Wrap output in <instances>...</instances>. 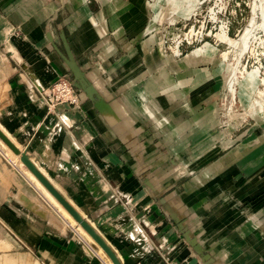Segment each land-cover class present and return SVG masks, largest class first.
Here are the masks:
<instances>
[{"label": "crops", "instance_id": "crops-1", "mask_svg": "<svg viewBox=\"0 0 264 264\" xmlns=\"http://www.w3.org/2000/svg\"><path fill=\"white\" fill-rule=\"evenodd\" d=\"M105 1L112 0H0V132L119 264H204L145 185L144 173L197 238L205 264H264V127L255 118L232 128L220 120L223 87L203 55L163 61L173 51L159 47L155 23L166 17L161 0L116 1V19L107 16ZM60 31L95 87L111 96L120 119L115 129L87 99L51 108L44 103L39 87L67 72L52 45L62 51ZM136 34L142 35L138 51L149 50L148 56L135 58L130 49ZM237 93L235 110L246 103ZM122 123L140 142V160L118 134ZM156 126L176 131L161 135ZM174 137L186 151L165 148L164 140ZM5 153L0 145V264H111L44 202L26 170L7 163ZM188 159L187 168L179 164ZM185 169L197 175L184 180Z\"/></svg>", "mask_w": 264, "mask_h": 264}, {"label": "rangeland", "instance_id": "rangeland-1", "mask_svg": "<svg viewBox=\"0 0 264 264\" xmlns=\"http://www.w3.org/2000/svg\"><path fill=\"white\" fill-rule=\"evenodd\" d=\"M116 1L117 3L122 2L121 0H112L111 2L105 1L104 3L102 2L106 9L105 11L107 12V16H114L115 19L119 18L117 17L115 9L117 7ZM160 6L163 15L169 16L171 14L172 17H170L169 19H171L172 22L171 26H169V24L164 19H159L158 21H156L155 27H158L161 30L169 29L170 27H172V29H175L178 32L175 37L166 40L159 45L164 53L173 51L172 56L170 55L164 58L163 61L165 63L174 61L182 57L191 49L199 47L203 41H208L210 44L214 45L217 48V51L215 50L214 53L216 54L214 60L211 62V64L209 63L207 65L208 71L210 75L214 71L215 75L211 76H213L215 84L219 82L223 87V90H221L220 93L222 95L221 107L224 108L219 109L220 120L224 119L228 124L227 128H232L234 125L243 122L245 118H248L245 119L246 121H249V118H255V121L259 122L262 127H264V87H262V85L264 86V79L260 78L262 80V85L260 83L257 85V89L260 92L259 97L261 99H257L259 102V106L255 107V110H251L249 108L251 107L250 104L255 100L257 89L252 91L250 95L246 94L245 105L243 107L240 106L235 110L234 106L237 105H234L235 103L233 104L232 99L234 98L235 100L236 96L238 95V86L235 85L231 87L232 82L239 80L245 72L254 69L255 65L257 66V63L254 62L256 58L260 59L261 68H258L259 72L261 73L262 69H264V0H223L221 3H218L217 0H195V4L193 5V7L188 5L187 2L180 0L177 2L171 1V3L170 1L166 2V0H161ZM112 8L115 11L111 12ZM142 8L143 7L141 4V9L139 8V10H143ZM214 12L215 15H213ZM144 19L145 17L143 14L137 21H135V25L140 24L142 21H144ZM224 21H227L228 26L227 36L229 37V42L226 43L224 41H220L217 36V34L222 30V24ZM191 23L194 24L196 40L190 45L182 41L179 44L178 50L174 49V45L176 44V42L182 39V33L186 31L187 27ZM202 26L204 27L201 29ZM121 27V23H118V28L120 29ZM127 31L124 30V32L126 33ZM200 33L202 38L200 41H198ZM132 37L133 38L130 39L129 43L130 49H133L135 51V58H139L144 54L148 56L149 50L144 51L143 54L138 51V43L142 39V35L136 34L132 35ZM135 64H139L138 61H136ZM135 64L133 63L132 65ZM142 68L143 67H141L140 69ZM229 103H231L232 105L230 106ZM168 104L169 101L165 99V101H163V105H165L166 107V105ZM164 111L168 112L167 109ZM140 120L148 124L146 117H140ZM150 126L153 127L152 125ZM175 128V126L167 128L156 126L155 130L158 131L159 134L163 135L165 134V132H171L172 129L174 130L173 132H175ZM243 129L244 128H242V130ZM239 131H241V128L239 129ZM231 135H234V133H231ZM169 136L171 135L169 134ZM148 137L149 136L146 135V138ZM222 141L223 139L220 142ZM152 142L147 145V149H152ZM164 142L166 143L165 148L167 149L171 147L173 148V145H181L180 148L183 149L181 151L179 150L178 152L180 153L186 151L185 143H181V141L176 140L175 137L171 140L165 139ZM228 143L231 144L232 142L228 141ZM218 144L219 142L214 144L212 147H215V145ZM4 156L7 159V163L15 162L12 159L11 155V158L9 157L8 153H5ZM163 163L165 166L168 164V162L166 161ZM186 163L190 164L192 163V160L188 159L187 162L181 161L179 164H182V167L187 168ZM185 171L186 176L184 180H186L187 178H194L197 175V172L195 171L193 172L186 169ZM196 178L198 179V176ZM47 202L49 201L47 200ZM61 216L65 217L64 215ZM65 219L68 220L66 217ZM75 228L77 227L74 226V231L79 233L80 231L76 230ZM80 234L83 235L82 232H80Z\"/></svg>", "mask_w": 264, "mask_h": 264}, {"label": "water", "instance_id": "water-1", "mask_svg": "<svg viewBox=\"0 0 264 264\" xmlns=\"http://www.w3.org/2000/svg\"><path fill=\"white\" fill-rule=\"evenodd\" d=\"M46 38L51 42V36L46 32ZM59 40L61 42L62 51L59 50L54 44L53 49L57 56L61 60L66 69V74L63 75L68 80L74 92L80 99H87L91 101L96 109L103 115L109 116L113 121L114 129L118 127L119 118L114 112L113 100L109 93L103 91V89H97L87 76L86 72L77 64L73 54L71 53L65 36L62 31L59 32ZM114 108V109H113ZM124 130L120 133L123 144L129 148L134 154L136 160H140L138 153L139 141L133 136L132 131L125 129V125L122 123ZM131 130V129H130ZM0 140L15 154L19 155V160L27 168V170L41 183V185L61 204V206L69 213L74 221L91 237V239L101 248L103 253L110 260L111 264H119L114 252L107 246L102 238L94 231V229L75 211V209L57 192V190L49 183V181L36 169V167L29 161L24 152L16 148L1 132ZM134 143V144H132ZM143 180L147 188H149L151 194L158 200L165 212L175 219L177 229L191 250L197 254L201 263H206L208 256L204 252L201 244L197 238L193 235L190 229L186 226L184 221H181L178 214H174L170 208V205L166 202V196L159 190L155 189L149 180L148 175L144 173L142 175ZM174 216V217H173Z\"/></svg>", "mask_w": 264, "mask_h": 264}, {"label": "bare ground", "instance_id": "bare-ground-1", "mask_svg": "<svg viewBox=\"0 0 264 264\" xmlns=\"http://www.w3.org/2000/svg\"><path fill=\"white\" fill-rule=\"evenodd\" d=\"M173 1H176L177 2L179 0H173ZM180 1L187 2V4L190 5L191 7H193V5L195 4V3H193L192 1H189V0H180ZM170 17H172L171 14L165 18V21L169 24V26H171V22H172L171 19H169ZM160 32H161V41H162V43L165 42L166 40L172 39L178 33L175 29H172V27H170L169 29L160 30ZM225 32H226V29L224 28V29H222L217 34V36H218V38H219L220 41H224L226 43V42H229V37L227 36V34ZM231 43H232V41H231ZM215 50L217 51V48L214 45L210 44L208 41H206L202 45H200L199 47H196V48L191 49L189 52L185 53L184 55H187L189 53H191L194 56H197V55H201L202 56L203 55L202 57H205L208 61L212 62L213 61V57H214ZM259 83L261 84L262 83V80L260 79V77L258 75V70L256 68H254V69H252L250 71L245 72L244 75L239 80H236L235 82H232L231 87L237 85L238 86V92L240 93V90H241V92L244 94V96H246V94L250 95L252 91H254L255 89H257L258 88L257 85ZM259 95H260V92L257 89L256 96H255V100H254L253 103H251V105H252L251 107L253 108V110H255V107H258L259 106V102L257 100V99H261L259 97ZM0 145H1V147L4 148V150H6V153L9 154V157H10V155L12 156V159L18 164V166L22 170H26V173L28 174V177L32 180V182L35 184V186L39 189V194L38 195H40L43 198V200H46L47 199L49 201L48 202L49 205L53 207L52 209H54V211H57L59 214L64 215L68 219L67 221H68V223H69L70 226L77 227L75 229L78 230V231H80V232H82L83 235H85L86 238L88 240H90V242H92L96 246V250L98 248V250L100 252H103L101 250V248L91 239V237L74 221V219L61 206V204L27 170V168L19 160V155H15L1 140H0ZM13 160H11V161H13ZM27 184H28V182H27ZM46 201H44V202H46Z\"/></svg>", "mask_w": 264, "mask_h": 264}, {"label": "built area", "instance_id": "built-area-1", "mask_svg": "<svg viewBox=\"0 0 264 264\" xmlns=\"http://www.w3.org/2000/svg\"><path fill=\"white\" fill-rule=\"evenodd\" d=\"M223 0H217L218 3H221ZM213 12V11H212ZM215 15V12L213 13ZM204 26L201 27V29ZM226 29V34H228V26H227V21H224L222 24V29ZM193 36V38H192ZM201 33L199 34V39L198 41L201 40ZM196 40V32L194 30V24L191 23L185 32L182 33V39L174 45V49L178 50L179 44L184 41L186 44H192ZM204 42L203 41L200 45H202ZM264 44V42H263ZM178 54V51H177ZM254 62L257 63V66L255 65L254 68L258 70V75L260 78L264 79V69H262L261 73L259 72V67L261 68L260 64V59L256 58ZM260 64V65H259ZM262 85V83H261ZM262 87H264L262 85ZM261 87V88H262ZM40 88V94L41 97L46 104L48 108H51L53 105L57 103H66V104H71L75 105L78 102V96L74 92L73 88L71 87L70 83L68 82L67 79L63 77V75L57 76L53 82L49 84L47 87H39Z\"/></svg>", "mask_w": 264, "mask_h": 264}]
</instances>
